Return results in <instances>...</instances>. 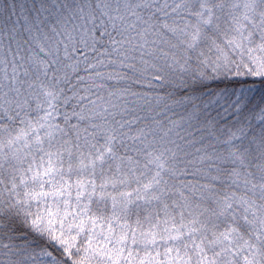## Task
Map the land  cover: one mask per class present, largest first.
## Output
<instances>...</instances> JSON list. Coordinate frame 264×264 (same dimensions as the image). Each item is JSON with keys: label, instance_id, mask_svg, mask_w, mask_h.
I'll list each match as a JSON object with an SVG mask.
<instances>
[{"label": "snow or ice", "instance_id": "6c2138e0", "mask_svg": "<svg viewBox=\"0 0 264 264\" xmlns=\"http://www.w3.org/2000/svg\"><path fill=\"white\" fill-rule=\"evenodd\" d=\"M0 264H264V0H0Z\"/></svg>", "mask_w": 264, "mask_h": 264}]
</instances>
